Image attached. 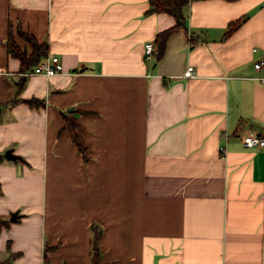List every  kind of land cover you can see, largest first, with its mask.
<instances>
[{"label": "crops", "instance_id": "obj_1", "mask_svg": "<svg viewBox=\"0 0 264 264\" xmlns=\"http://www.w3.org/2000/svg\"><path fill=\"white\" fill-rule=\"evenodd\" d=\"M149 8L0 0V264H92L94 225L101 263L264 264V0H188L161 55ZM18 28L64 70H23Z\"/></svg>", "mask_w": 264, "mask_h": 264}, {"label": "trees", "instance_id": "obj_2", "mask_svg": "<svg viewBox=\"0 0 264 264\" xmlns=\"http://www.w3.org/2000/svg\"><path fill=\"white\" fill-rule=\"evenodd\" d=\"M188 3V0H150V8L148 9L149 12H168L174 15L177 19L176 24L159 32L157 34L156 40L158 42V55H161L164 51V46L168 36L176 31L177 29L185 26V19L186 14L184 11L185 5ZM240 21H233L230 23L228 32H232ZM17 35L25 39V41L30 45L31 50L30 52L23 48L16 39V36L11 32H9V36L7 39L8 50L11 54L19 57L21 59L22 69L26 70L33 65H35L42 56L48 54V43L46 41L39 42L34 34L29 33L27 31L21 30L18 28ZM24 82L21 80L18 83V90L23 87ZM20 98L15 97L10 100V102H17ZM28 103L34 106H39L42 103L37 97L25 99ZM79 148L83 150L81 144L77 142ZM2 158V154L0 153V159ZM0 192H1V185H0ZM8 220L0 217V227L4 224H8ZM101 237V230L100 228L93 226V233H92V264H108V263H101L102 260V252L99 245ZM45 264H49L47 256L45 257Z\"/></svg>", "mask_w": 264, "mask_h": 264}, {"label": "built area", "instance_id": "obj_3", "mask_svg": "<svg viewBox=\"0 0 264 264\" xmlns=\"http://www.w3.org/2000/svg\"><path fill=\"white\" fill-rule=\"evenodd\" d=\"M192 39V37H191ZM156 52L154 41H148L145 44V54L147 59H152ZM264 66V57L255 62V67L260 69ZM64 70V64L58 55H50L43 57L31 69V73H43L46 75H54ZM196 74V67L188 64L183 76L192 77ZM264 82V76L259 77ZM243 142L247 147L264 146V134L254 130H250L243 136ZM222 149V148H221Z\"/></svg>", "mask_w": 264, "mask_h": 264}, {"label": "water", "instance_id": "obj_4", "mask_svg": "<svg viewBox=\"0 0 264 264\" xmlns=\"http://www.w3.org/2000/svg\"><path fill=\"white\" fill-rule=\"evenodd\" d=\"M5 155L10 158V159H16L17 156L13 153L12 149H8L6 152H5ZM17 218V214H13L11 220H16Z\"/></svg>", "mask_w": 264, "mask_h": 264}, {"label": "rangeland", "instance_id": "obj_5", "mask_svg": "<svg viewBox=\"0 0 264 264\" xmlns=\"http://www.w3.org/2000/svg\"><path fill=\"white\" fill-rule=\"evenodd\" d=\"M17 214V212H12L11 216H10V219L12 218L13 214ZM17 219V218H16ZM12 221H16V220H12Z\"/></svg>", "mask_w": 264, "mask_h": 264}]
</instances>
